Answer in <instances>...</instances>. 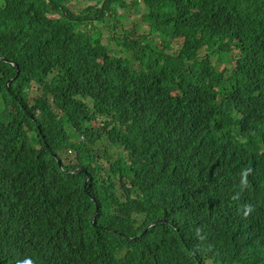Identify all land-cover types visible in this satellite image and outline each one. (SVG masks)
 Segmentation results:
<instances>
[{"label": "trees", "instance_id": "16d2710c", "mask_svg": "<svg viewBox=\"0 0 264 264\" xmlns=\"http://www.w3.org/2000/svg\"><path fill=\"white\" fill-rule=\"evenodd\" d=\"M29 262L264 264V0H0V264Z\"/></svg>", "mask_w": 264, "mask_h": 264}, {"label": "rangeland", "instance_id": "374dc122", "mask_svg": "<svg viewBox=\"0 0 264 264\" xmlns=\"http://www.w3.org/2000/svg\"><path fill=\"white\" fill-rule=\"evenodd\" d=\"M125 10L128 12V19H129L130 21L133 20L134 17L137 15L135 12H133L134 10L131 9L130 6H127V8H126ZM122 12H123V11H122ZM128 24L130 25L131 22H129ZM143 28H145V27H143ZM116 31L121 32L119 29H118V30L116 29ZM137 33L142 34L143 32H142V30L140 29L139 31H137ZM109 34H110L109 32H106L104 36L106 37V35H109ZM149 39H152V37H149ZM155 41L158 42L157 39H155ZM111 47H112V48H115V44L112 43ZM220 69H221V70L224 69V65H220ZM67 129H68V128H67ZM70 130H72V129H70ZM71 137H72L73 141H76V142H77V141L79 140V139H78V135H76V134H73ZM80 139H81V138H80ZM71 157H73V153H70V154H68V155L66 156V158H71Z\"/></svg>", "mask_w": 264, "mask_h": 264}, {"label": "clouds", "instance_id": "9594fccd", "mask_svg": "<svg viewBox=\"0 0 264 264\" xmlns=\"http://www.w3.org/2000/svg\"><path fill=\"white\" fill-rule=\"evenodd\" d=\"M251 209L249 208V211H250ZM29 264H30V262H29Z\"/></svg>", "mask_w": 264, "mask_h": 264}]
</instances>
